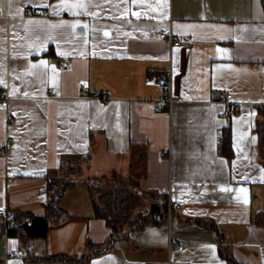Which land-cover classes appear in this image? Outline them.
<instances>
[{
	"label": "crops",
	"instance_id": "0c3cea01",
	"mask_svg": "<svg viewBox=\"0 0 264 264\" xmlns=\"http://www.w3.org/2000/svg\"><path fill=\"white\" fill-rule=\"evenodd\" d=\"M0 88V208L46 217L62 188L64 211L45 237L5 225L0 264H264V0H0ZM97 179L152 196L131 216L181 207L114 232Z\"/></svg>",
	"mask_w": 264,
	"mask_h": 264
},
{
	"label": "trees",
	"instance_id": "16d2710c",
	"mask_svg": "<svg viewBox=\"0 0 264 264\" xmlns=\"http://www.w3.org/2000/svg\"><path fill=\"white\" fill-rule=\"evenodd\" d=\"M225 140H227V138L224 139V141ZM72 183L73 181H69L64 185V187L67 188ZM94 185H96V181H94L93 186ZM102 187L103 188L101 190H105V188H110V190L104 193H101L100 191V193H98V196H95V194L92 193V203L94 206V211L96 216L103 218L106 223L112 227L111 229L114 232L115 230L118 231L123 226V224L128 222L129 220H132V223L129 227L132 229L142 227L148 223H160L167 217V206L164 201H156L151 204L149 211L145 212V214L141 215V217L131 216L133 209H129L131 207L129 188L124 185L116 186L114 183H111L109 181H106ZM61 190L62 188L55 190V199L48 201V213L46 217H32L31 215H26L24 213L14 214L8 219L7 222H5L4 220L0 221V232L3 231L4 226L6 225V223H8L11 224L12 228L18 229V232H20L24 237H45L47 234L49 220L53 216L58 218L61 217L64 212L63 208L59 205V199L62 193ZM157 215H159V218L157 217ZM57 220L59 219H56V221ZM26 258L57 260L65 263H70L74 259L73 257L70 258L65 256H46L38 258L33 255L30 256V254H28Z\"/></svg>",
	"mask_w": 264,
	"mask_h": 264
},
{
	"label": "built area",
	"instance_id": "2783aa9c",
	"mask_svg": "<svg viewBox=\"0 0 264 264\" xmlns=\"http://www.w3.org/2000/svg\"><path fill=\"white\" fill-rule=\"evenodd\" d=\"M159 36L162 38H166L171 45H178L181 43V39L176 37L171 31L167 32L165 30H161L159 32ZM164 79L161 80L159 78V75L153 73L151 75V80L155 83H157L160 86L161 93L160 96L155 100V108L160 110L165 105L168 107L171 106L173 102V95H172V83H171V72L170 70H167L163 73ZM81 94L84 96H88L89 93L85 88L81 89ZM224 96L226 95V91L223 92ZM95 95V94H94ZM9 94L7 91L0 88V107H4L9 99ZM164 202L167 206V222H170V217L172 210L174 208H180L181 203L177 200H173L170 197H167L164 199ZM0 216L3 217V220L5 222L8 221V219L11 217L8 213H6V210L4 208H0ZM159 217V215H157ZM6 226L9 227L10 225L6 223ZM182 247V242L180 240H174L173 238L169 237V246H168V253H170L171 249H180ZM13 256L16 255V253H12Z\"/></svg>",
	"mask_w": 264,
	"mask_h": 264
},
{
	"label": "rangeland",
	"instance_id": "374dc122",
	"mask_svg": "<svg viewBox=\"0 0 264 264\" xmlns=\"http://www.w3.org/2000/svg\"><path fill=\"white\" fill-rule=\"evenodd\" d=\"M78 176H80V175H78ZM95 181H96V185H94L92 187V189L94 190L95 196H98V193H100V191H101V193H104V192H107V191L110 190V188H105V190L104 189L101 190L103 188L102 186L106 182L105 180L97 179ZM123 183L125 184L124 186L129 185L128 188H129V191H130V200H131V204H130L131 207L129 209L132 210V209H135V208H139V207L142 206L141 205L142 203H143V205H147L148 204L149 199L152 198V196H150V194L148 195V193L145 192L141 187H138V190H137L136 189L137 186L135 185V181L130 180V181H126V182H123ZM124 224H126V223H124Z\"/></svg>",
	"mask_w": 264,
	"mask_h": 264
},
{
	"label": "snow or ice",
	"instance_id": "6c2138e0",
	"mask_svg": "<svg viewBox=\"0 0 264 264\" xmlns=\"http://www.w3.org/2000/svg\"><path fill=\"white\" fill-rule=\"evenodd\" d=\"M79 7H84L83 4L79 5ZM73 27H75V25H73ZM105 35H107V33H105Z\"/></svg>",
	"mask_w": 264,
	"mask_h": 264
}]
</instances>
